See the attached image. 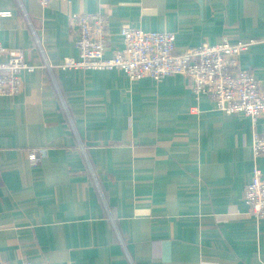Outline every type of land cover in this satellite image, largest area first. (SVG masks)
<instances>
[{"label":"crops","instance_id":"1","mask_svg":"<svg viewBox=\"0 0 264 264\" xmlns=\"http://www.w3.org/2000/svg\"><path fill=\"white\" fill-rule=\"evenodd\" d=\"M0 11L11 13L0 43L36 65L0 96V264H264V217L243 198L253 168L264 175L252 149L264 115L254 127L216 110L179 73L42 67L78 56L71 13L104 12L109 57L123 26L172 31L177 51L254 39L238 58L264 90V0H0ZM36 146L48 154L31 165Z\"/></svg>","mask_w":264,"mask_h":264},{"label":"built area","instance_id":"2","mask_svg":"<svg viewBox=\"0 0 264 264\" xmlns=\"http://www.w3.org/2000/svg\"><path fill=\"white\" fill-rule=\"evenodd\" d=\"M46 7L50 0H37ZM68 1V0H65ZM0 11V16L10 15ZM71 21L77 29L74 45L78 56H68L58 64L49 63L43 57L42 67L50 72L61 69H117L131 80L150 77L160 80L174 73L187 77L196 100L208 96L215 109L223 113H241L250 117L255 127L258 117L264 115V90L250 71L240 66L239 54L255 44L254 39L219 43H203L176 50L175 33L162 30H144L140 27L123 26L120 30L122 47L112 56H105L109 30L104 12L71 13ZM38 42V40H37ZM4 56V58L2 57ZM2 57V58H1ZM23 48H6L0 43V96L17 95L21 90L22 71H33ZM254 157L264 154V131L252 134ZM48 154L45 146L30 148L27 158L31 165ZM252 179L244 185L243 198L248 211L255 219L264 217V175L254 167ZM69 264V263H67Z\"/></svg>","mask_w":264,"mask_h":264}]
</instances>
